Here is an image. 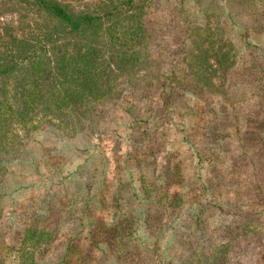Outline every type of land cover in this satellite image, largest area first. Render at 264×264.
Segmentation results:
<instances>
[{"label": "rangeland", "instance_id": "rangeland-1", "mask_svg": "<svg viewBox=\"0 0 264 264\" xmlns=\"http://www.w3.org/2000/svg\"><path fill=\"white\" fill-rule=\"evenodd\" d=\"M84 1L68 0L71 4ZM96 2L91 0V6ZM145 3L144 22L155 61L139 74L137 83L118 77L108 98L94 106L103 132L64 135L46 124L30 132L25 148L14 155L17 160L2 164L0 192L6 195L0 200V242L6 247L0 249L1 264H25L16 258L15 249L21 246L25 225L29 226L26 216L35 213L36 200L42 199L46 205L58 202L49 212L45 206L38 210L40 221L34 224L53 233L54 248L36 249L35 264H55L65 258L69 264H110L103 261L100 249H105V240L97 231L114 222L106 199H100L99 208L91 205V218L81 223V234L77 223L59 221L55 208L65 200L74 199L76 205L85 200L89 182L98 183L97 188L119 186L122 175L117 172L123 168L133 173L132 178L143 176L149 188L155 186L149 189L154 193L174 196L173 213L156 196L148 216L152 234L160 236L159 222L167 224L171 216L177 227L169 233L173 241L167 248L132 246L127 237L124 244L129 253L117 264L178 263L194 248L225 238V230L234 224H247L248 231L230 243V264H260L264 249V0ZM203 30L208 33L206 39ZM203 48L209 54L225 52L227 65L217 69L210 56L207 62L213 72L197 68ZM203 74L209 75L212 85L203 86V79H195ZM208 144L216 147L208 151ZM207 151L212 160L206 161ZM167 165L177 170L166 172L164 179ZM82 168L83 176L75 173ZM168 178L170 183H158ZM193 206L197 211L190 210ZM79 210L75 207L72 215ZM164 240L161 237L159 244ZM69 241L82 249L67 251L64 244Z\"/></svg>", "mask_w": 264, "mask_h": 264}, {"label": "trees", "instance_id": "trees-1", "mask_svg": "<svg viewBox=\"0 0 264 264\" xmlns=\"http://www.w3.org/2000/svg\"><path fill=\"white\" fill-rule=\"evenodd\" d=\"M146 1L97 0L91 6V0H85L75 2L79 4L75 6L77 4H71L68 0H0V182L5 173L2 164L18 159L14 155H19L21 149L25 148L24 142L31 131L51 125L64 135L75 136L77 132L87 131L90 136L103 132L98 128L94 106L108 98L118 77L137 83L139 74L152 67L155 61L149 43L152 37L144 22ZM207 37L208 33L203 30V38ZM202 55L197 68H203V72L215 70L207 62L210 56L217 69L227 63L225 52L209 54L203 48ZM228 63L231 64L232 60ZM208 76L203 74L195 79H203V86H210L212 83ZM207 147L209 151L216 146L208 144ZM208 151L206 161L213 159ZM173 168L177 170L174 165L165 166L161 178L165 179L164 176L168 175L166 172H171ZM82 171L86 172L82 168L75 173L83 176ZM117 173L122 175L119 186L97 188L98 183L89 182L90 194L85 200L77 202L79 206L71 199L56 204L55 208L60 212L59 221L64 224L77 223L78 234H81V223L91 218L88 211L92 210L91 205L99 208L100 199H106L105 205L107 210H111L110 215L115 217L114 222L101 225L97 231L105 240V249H100L103 261L110 264H117L129 253L124 244L127 237L132 246L149 244L155 249L160 246L167 248L173 241V235L169 233L177 227L171 216L167 224L159 222L157 231L161 234L154 236L148 218L150 208L153 206L154 209L156 196L159 195L164 199L166 209L173 213L177 205L173 194L154 193L149 189L155 186L149 188L145 178L139 174L132 178L133 173L127 168ZM164 179L158 183H170L169 178ZM5 195V192H0V200ZM43 201L36 200L35 213L25 218L29 226L25 225L21 246L15 249L19 262L35 264L36 249L43 245L54 248L53 233L34 224L40 221L36 216L38 210L45 206V211L49 212L52 204L58 202L46 205V201ZM75 207L80 210L79 214L73 216ZM135 208H138L136 213L133 211ZM70 210L68 216H62ZM190 210L197 211V207L193 206ZM193 218L197 220L198 215ZM247 226H228L231 230H225V238L194 248L174 264H230L229 245L238 237L245 236ZM161 237L165 240L159 244ZM75 241L65 243L64 248L67 251L81 248ZM4 247L0 242V249ZM259 260L260 264H264V249ZM55 264H69V261L60 259Z\"/></svg>", "mask_w": 264, "mask_h": 264}]
</instances>
